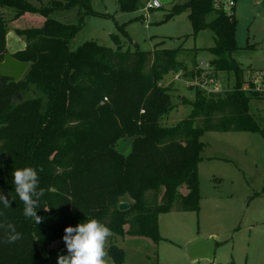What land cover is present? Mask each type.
<instances>
[{
  "label": "trees",
  "instance_id": "16d2710c",
  "mask_svg": "<svg viewBox=\"0 0 264 264\" xmlns=\"http://www.w3.org/2000/svg\"><path fill=\"white\" fill-rule=\"evenodd\" d=\"M118 3L122 11L143 8L142 0ZM74 7L76 24L51 17ZM34 12L45 16L43 26L20 31L25 47L12 54L29 64L27 70L17 81L0 76V193L10 200L7 207L0 204V264H49L53 254L46 247L63 237L65 227L90 218L111 232L121 224L127 235L157 241L158 214L198 208L200 135L260 131L249 113L258 93L242 89L244 70L232 57L234 15L215 9L212 0H186L172 8L171 15L187 12L195 32L211 29L215 44L206 50L204 79L231 75L233 88H195L191 101L182 99L192 108L188 118L168 127L162 121L175 106L164 77L178 71L184 78L200 76L202 68L194 62L196 72H187L174 50L123 51L116 34L111 35L115 49L87 41L71 50L82 13L94 14L86 0H49L40 8L29 0H0V61L7 53L8 19ZM210 14L214 18L207 24ZM124 138L131 140L128 156L116 149ZM24 166L37 170L45 193L38 223L24 216L15 193L11 173ZM121 202L128 203L127 211L118 210ZM17 233L19 238L10 241ZM108 255L112 264H124L118 247L110 246Z\"/></svg>",
  "mask_w": 264,
  "mask_h": 264
},
{
  "label": "rangeland",
  "instance_id": "374dc122",
  "mask_svg": "<svg viewBox=\"0 0 264 264\" xmlns=\"http://www.w3.org/2000/svg\"><path fill=\"white\" fill-rule=\"evenodd\" d=\"M94 14L83 15L78 33L69 41V48L76 49L87 41L115 49L111 35H118L123 51H152L166 49L176 51L177 61L187 72H196L195 62L203 72L191 78L177 80L172 73L163 79V85L170 87L174 108L164 117L165 126H174L187 119L191 113L189 104L195 88L208 83L207 72L201 61H208L206 50L215 44V36L210 28L194 31L187 18V12L171 15L175 5L186 0H172L162 4L160 9L147 10L148 0H142L143 8L136 11H122L118 0H86ZM40 8L49 0H29ZM264 0H234L230 10L235 24L236 51L233 59L247 73L264 71ZM79 9L56 12L51 15L62 23H77ZM214 18L206 17L205 23ZM45 16L39 12L26 13L15 19H8V32L5 36L7 53L15 52L24 46L20 31L40 29ZM119 27L124 28L122 33ZM3 59V58H2ZM2 61V60H1ZM242 79L246 80V73ZM220 74V73H219ZM217 74L218 91L233 88L231 75ZM227 77L229 80H227ZM213 88V85H212ZM203 90V89H202ZM259 99L249 102V113L253 116L260 131L256 132H203L199 137L202 143L201 160L197 166V210L179 212L172 208L157 216V241L147 236L126 234L127 226L117 224L120 231L111 232L105 238V264H112L108 249L114 245L124 253V264H264V93ZM195 122L194 126L199 125ZM117 151L128 156L131 140L121 139ZM180 192L186 193L181 187ZM123 199V198H122ZM123 234V235H122ZM216 239L214 261L190 263L186 257L185 246L196 237ZM50 252L49 264H56L57 257L66 255L67 250L62 238L46 247Z\"/></svg>",
  "mask_w": 264,
  "mask_h": 264
},
{
  "label": "clouds",
  "instance_id": "9594fccd",
  "mask_svg": "<svg viewBox=\"0 0 264 264\" xmlns=\"http://www.w3.org/2000/svg\"><path fill=\"white\" fill-rule=\"evenodd\" d=\"M11 175L15 193L23 202L24 216L34 218L35 223H38L41 217L37 215V209L45 193L43 188L38 187L37 170L32 166H24L13 169ZM0 204L5 207L10 205V200L3 193H0ZM110 234V229L95 218L65 227L62 240L67 254L58 256L56 264H105L104 242ZM18 238L19 233L10 236L9 240Z\"/></svg>",
  "mask_w": 264,
  "mask_h": 264
},
{
  "label": "water",
  "instance_id": "95a60500",
  "mask_svg": "<svg viewBox=\"0 0 264 264\" xmlns=\"http://www.w3.org/2000/svg\"><path fill=\"white\" fill-rule=\"evenodd\" d=\"M161 4L171 3L172 0H159ZM264 7V2L261 3ZM28 63L15 59L12 54L5 53L2 61H0V76L11 80H19L28 68ZM129 205L126 202L118 204V210L127 211ZM186 257L190 263L206 260L211 262L214 259V237L208 238L196 237L188 242L185 246Z\"/></svg>",
  "mask_w": 264,
  "mask_h": 264
},
{
  "label": "built area",
  "instance_id": "2783aa9c",
  "mask_svg": "<svg viewBox=\"0 0 264 264\" xmlns=\"http://www.w3.org/2000/svg\"><path fill=\"white\" fill-rule=\"evenodd\" d=\"M212 4L213 7L215 9L218 10H222L223 8L226 6L228 9H232L235 6L234 0H212ZM161 3L159 2V0H149L148 4L146 6V9H160L161 8ZM227 15H233L231 12L228 13ZM200 65H203V63L201 62ZM204 69L207 70V64L204 65ZM246 82L243 85V90L248 91V92H255V93H264V72L263 71H256L253 73H246ZM206 75V74H205ZM179 76H182V71H178L175 74V79L177 80L179 78ZM214 78H206V80H208L207 82H209V84L207 83H203L200 84V87L203 90H206L207 92H220L218 91V86H217V82H213ZM213 85V88H212ZM104 101H106V99L104 98L103 101L101 103H103Z\"/></svg>",
  "mask_w": 264,
  "mask_h": 264
},
{
  "label": "crops",
  "instance_id": "0c3cea01",
  "mask_svg": "<svg viewBox=\"0 0 264 264\" xmlns=\"http://www.w3.org/2000/svg\"><path fill=\"white\" fill-rule=\"evenodd\" d=\"M24 47H25V43H24V46L23 47H21V49H18L17 51H15V52H9L10 54H14V53H16V52H18V51H21V50H23L24 49ZM202 63H203V65H201V66H204L205 65V62L206 61H201ZM200 62V63H201ZM245 72V71H244ZM254 72H256V71H254ZM264 72V71H263ZM245 73H247V72H245ZM252 73V72H251ZM219 75H222V73H220ZM247 75V74H246ZM227 80H229V78L227 77ZM259 99V98H258ZM216 245H217V243H216V239L214 238V251H215V247H216ZM215 256V255H214ZM214 259H215V257H214ZM214 259L211 261V262H213L214 261ZM199 261H206V260H199ZM198 262V261H197ZM209 262V261H208ZM193 263H195V262H193Z\"/></svg>",
  "mask_w": 264,
  "mask_h": 264
}]
</instances>
